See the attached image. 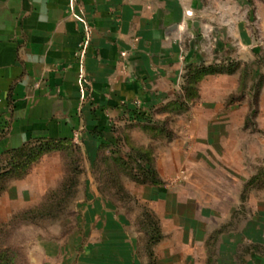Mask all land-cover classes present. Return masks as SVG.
I'll return each mask as SVG.
<instances>
[{
  "label": "crops",
  "instance_id": "1",
  "mask_svg": "<svg viewBox=\"0 0 264 264\" xmlns=\"http://www.w3.org/2000/svg\"><path fill=\"white\" fill-rule=\"evenodd\" d=\"M69 3L0 0V114L7 126L3 139H20L11 147L36 139L72 141L83 129L85 138L97 135L101 140L93 154L98 157L101 143L111 140L98 131L100 126L111 130L135 110L149 111L168 102L194 55L192 48L184 49L186 38L189 43L205 42L208 32L238 28L237 15L247 9L245 0H75V12L91 26L83 58V100L77 82L83 24L70 13ZM255 4L264 12V0ZM207 115L194 121L189 139L181 136L156 154L163 184L135 183L138 197L158 218L164 234L154 248L157 261L161 264L159 253L162 261L164 255L176 253L183 255L182 262L188 248L203 244L209 264H217L215 244L221 237L236 264H264L263 189L252 190L259 196L253 199V193L242 191V182L208 179L221 185L215 191L204 189L202 197L185 192L186 187L207 183L200 171L214 159L211 143L223 137L212 133ZM186 141L194 143L193 151L186 149ZM221 189L224 193L218 192ZM204 196L212 205L202 204L199 198ZM220 198L239 199L244 209L250 203L254 211L240 226H233L238 207L231 202L223 212L214 202ZM89 199L90 218H97L99 228L121 214L110 210L99 192ZM174 240L176 247H168L166 242Z\"/></svg>",
  "mask_w": 264,
  "mask_h": 264
},
{
  "label": "rangeland",
  "instance_id": "2",
  "mask_svg": "<svg viewBox=\"0 0 264 264\" xmlns=\"http://www.w3.org/2000/svg\"><path fill=\"white\" fill-rule=\"evenodd\" d=\"M245 2L247 9L237 15L238 28L208 32L205 42L184 40V49L192 48L194 55L186 63L183 74L189 64L232 67L233 72L202 76L191 86V91L185 92L182 74L167 103L177 101L183 106H165L164 102L145 111L153 120L154 130L126 121L116 126L113 133L108 126H100L98 131L105 138L118 143L116 147L101 149L99 160L93 154L101 140L97 135L85 138L80 129L74 135L75 148L59 147L46 152L31 164L27 173L7 178L2 174L8 160L5 151L19 144L20 139H3L7 129H1L0 125V257L12 256L11 264H120V260L126 264H150L141 228L146 214L152 210L138 197L140 188L136 184L140 183L127 175L120 162L133 165L128 158L133 153L132 145L150 149L156 162V154L165 152L174 140L181 136L189 139L192 124L205 114H209L205 118L214 128L212 133L223 137L211 143L214 159L200 171L207 183L186 187L185 192L191 197L193 192L202 197L204 189L215 191L221 185L209 180L230 183L231 179L243 183V192L256 191L257 188L248 184L256 175L264 185V12L258 11L256 0ZM2 121L0 114V124ZM185 145L193 151L194 143L186 141ZM114 155L120 162L114 160ZM71 181L75 184L66 195L64 185ZM221 190L218 192L224 193ZM96 192L106 200L110 210L121 213L106 220L101 228L88 211L87 200ZM251 193L253 199L259 198L256 192ZM204 197L199 198L202 204L212 205ZM217 201L215 205L223 212L229 210L231 202L238 207L231 220L233 226H240L254 211L250 203L242 208L239 199ZM170 241L166 242L168 247L175 248L176 240ZM225 242L219 237L215 244L217 264H236L234 254L226 252ZM203 246L188 248L182 262L183 255L168 253L162 261L159 253V262L209 264ZM168 247L163 246L162 251Z\"/></svg>",
  "mask_w": 264,
  "mask_h": 264
},
{
  "label": "trees",
  "instance_id": "3",
  "mask_svg": "<svg viewBox=\"0 0 264 264\" xmlns=\"http://www.w3.org/2000/svg\"><path fill=\"white\" fill-rule=\"evenodd\" d=\"M232 66V65H231ZM233 68H227L217 65H192L189 64L186 67V72L183 74L184 82L182 84V90L191 91L193 87H191L199 78L206 75H212L217 73H232ZM165 106H176V108H181L183 103L181 102H169ZM128 123H139L142 124L143 127L149 128L151 130L156 129L153 124V120L151 116L148 115L145 111L135 110V113L132 115L130 119H127ZM2 125L3 130L7 129L6 121H2L0 124ZM116 126L111 128V132L113 133ZM118 141L115 143L112 140L105 141L101 143L100 152L108 146H117ZM77 146V142L72 140H64V141H52L46 139H36L33 141H28L23 143L18 147H11L5 151L8 156V160L6 162V166L3 169V175L7 178L12 177V175L16 174V176H22L29 170L32 163L37 161L44 153L49 152L53 149L62 148V147H71L75 148ZM133 153L128 156V158L133 161V165L128 162L121 160L119 157L114 155V160L116 162H120V164H124L125 170H127V175L130 176L132 180L140 184H152L158 185L163 184L164 181L160 177L154 161V155L150 149L134 146ZM102 149V150H101ZM116 154V151L112 152ZM101 154L96 158L99 160ZM95 167V165H94ZM78 172V171H77ZM81 171H79L80 173ZM259 175H256L248 184L252 185L257 189H262L264 186L263 183L258 182ZM263 182V181H262ZM75 183L72 181L70 183H66L64 185V190L66 195H69V191L73 189ZM142 231L146 237V244L148 247L150 264H159L157 261V257L155 255V246L158 244L163 238L164 234L162 233L158 218L150 211L146 214V220L142 225ZM13 257L10 255H2L0 257V262L3 264H11Z\"/></svg>",
  "mask_w": 264,
  "mask_h": 264
},
{
  "label": "built area",
  "instance_id": "4",
  "mask_svg": "<svg viewBox=\"0 0 264 264\" xmlns=\"http://www.w3.org/2000/svg\"><path fill=\"white\" fill-rule=\"evenodd\" d=\"M74 1L75 0H69V2H70L69 3V11L78 21H80L83 24V40L81 42L80 50L78 52V57H79V61H80V74H79L77 82L79 85L81 99L85 100L86 96H87V91H86V86H85V78L83 75V58H84L86 51H87V48L90 44L91 26L83 17H81L79 14H77L75 12ZM122 54L125 55L124 52Z\"/></svg>",
  "mask_w": 264,
  "mask_h": 264
},
{
  "label": "water",
  "instance_id": "5",
  "mask_svg": "<svg viewBox=\"0 0 264 264\" xmlns=\"http://www.w3.org/2000/svg\"><path fill=\"white\" fill-rule=\"evenodd\" d=\"M195 26H198V22H195V24H194Z\"/></svg>",
  "mask_w": 264,
  "mask_h": 264
}]
</instances>
